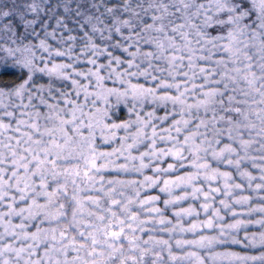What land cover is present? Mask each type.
I'll return each instance as SVG.
<instances>
[{
  "label": "snow or ice",
  "instance_id": "obj_1",
  "mask_svg": "<svg viewBox=\"0 0 264 264\" xmlns=\"http://www.w3.org/2000/svg\"><path fill=\"white\" fill-rule=\"evenodd\" d=\"M0 264H264V0H0Z\"/></svg>",
  "mask_w": 264,
  "mask_h": 264
}]
</instances>
